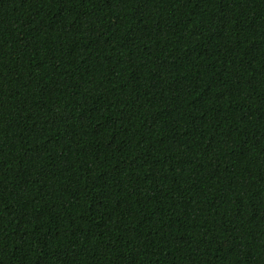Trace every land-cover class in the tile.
Instances as JSON below:
<instances>
[{"label": "trees", "instance_id": "obj_1", "mask_svg": "<svg viewBox=\"0 0 264 264\" xmlns=\"http://www.w3.org/2000/svg\"><path fill=\"white\" fill-rule=\"evenodd\" d=\"M0 264H264V0H0Z\"/></svg>", "mask_w": 264, "mask_h": 264}]
</instances>
